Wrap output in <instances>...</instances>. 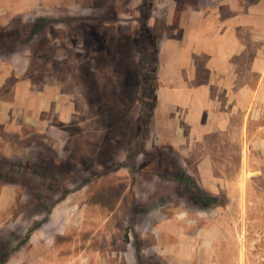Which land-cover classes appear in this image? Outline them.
<instances>
[{"label": "rangeland", "instance_id": "rangeland-1", "mask_svg": "<svg viewBox=\"0 0 264 264\" xmlns=\"http://www.w3.org/2000/svg\"><path fill=\"white\" fill-rule=\"evenodd\" d=\"M197 4L14 0L47 130L23 129L22 159L0 153V264H264V141L245 153L215 141L221 176L189 185L173 180L181 154L142 137L156 51L137 44L141 24L171 37ZM38 19L44 28L24 38Z\"/></svg>", "mask_w": 264, "mask_h": 264}, {"label": "crops", "instance_id": "crops-1", "mask_svg": "<svg viewBox=\"0 0 264 264\" xmlns=\"http://www.w3.org/2000/svg\"><path fill=\"white\" fill-rule=\"evenodd\" d=\"M8 1L10 6L0 8V153L12 161L31 150L22 141L24 128L46 132L48 100L45 88L37 89L26 78L32 46L27 42L22 52L14 41V19L27 11L15 10L14 0L0 4ZM32 33L33 28L24 38ZM157 59V108L149 127L152 150L159 141V146L180 153L185 167L193 163L192 170L182 166L186 176L216 179L221 160L214 155L221 144L215 146V141L241 144L244 153L248 145L262 144L264 0H198L196 9L181 12L173 36L160 39Z\"/></svg>", "mask_w": 264, "mask_h": 264}, {"label": "trees", "instance_id": "trees-1", "mask_svg": "<svg viewBox=\"0 0 264 264\" xmlns=\"http://www.w3.org/2000/svg\"><path fill=\"white\" fill-rule=\"evenodd\" d=\"M45 19H38L34 22L33 24V34H37L39 33L44 27L42 25V22H44ZM142 30H141V35H140V39L139 41H137V44L140 45V46H143L144 44H151L153 46V49L156 51V53L154 54V58H153V70H154V73H153V76H152V81H153V84L151 86V95L150 97L152 99H154V105L151 106V110L150 112L148 113V116H151V118L153 117V114H154V109L156 108V105H157V96H156V90L158 88V77H157V72H158V59H157V50H158V44H159V41L160 39L154 35L153 31L147 26V24L145 23H142ZM145 65H141V70H142V74L145 72ZM144 84H146V80H144ZM144 105H146L145 102H143ZM145 113H142V116H144ZM145 122L143 127H141V129L143 128L145 133H143L142 137L143 139L145 138V136L147 135L148 136V133L147 131H149V126H151V122H152V119L151 120H147L146 121H143ZM173 180L183 184V183H187L189 185L193 184V179L188 177V176H183V177H179L177 175L173 176ZM30 237V234L27 235V240L29 239Z\"/></svg>", "mask_w": 264, "mask_h": 264}]
</instances>
